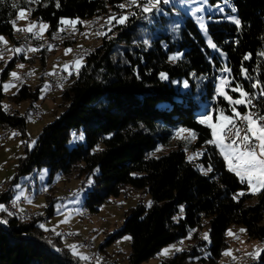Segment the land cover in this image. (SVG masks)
<instances>
[{
  "label": "trees",
  "instance_id": "trees-1",
  "mask_svg": "<svg viewBox=\"0 0 264 264\" xmlns=\"http://www.w3.org/2000/svg\"><path fill=\"white\" fill-rule=\"evenodd\" d=\"M121 2L0 0V36L13 38L12 21L19 7L29 9L31 19L47 23L49 32L64 27V18L79 25L118 8ZM228 4L225 11L239 19L240 25L225 18L226 14L210 16L206 33L215 48L192 18H184L177 28L165 15L155 12L145 18L140 9L134 10L127 23L101 33L100 43L87 52L77 73L60 90L63 112L43 127L31 149L25 147L9 183L22 180L24 186L32 169L42 167L48 170L47 182L59 174L89 177L93 184L85 191L84 205L91 212L110 197L132 189L147 193L150 206L130 207L121 228L104 243L129 234V264L156 256L192 231L197 241L162 258L161 264H217L232 225L244 226L249 238L263 242L264 186L255 195L247 193V183L228 171L220 151L208 143L211 129L200 123L210 110L232 115V106L216 92L225 69L231 81L225 89L228 95L240 98L230 90L237 84L256 93L251 85L257 83L260 111L264 107V0H228ZM50 48L36 49V58L30 60L39 59L43 66ZM19 54L2 71L1 81L15 61L27 60ZM173 55L177 57L172 60ZM245 55L250 59L245 60ZM242 67L249 78H244ZM39 89L24 83L12 101H35ZM3 97L0 84V127L18 129L24 138L26 113L6 111ZM236 109L242 115L246 112L244 105ZM178 128L192 132L195 141L186 146L177 143L153 155L159 146L170 144ZM73 133L83 134L84 139L70 147ZM186 149L201 150L197 162L188 159ZM11 198L9 191L0 193V203ZM53 201L48 200L47 217L54 212ZM0 220H7L0 223V264H103L74 257L62 245L60 235L39 226L44 222L41 217L18 220L1 210ZM201 230L207 233L206 240L200 237ZM255 264H264V248Z\"/></svg>",
  "mask_w": 264,
  "mask_h": 264
},
{
  "label": "rangeland",
  "instance_id": "rangeland-1",
  "mask_svg": "<svg viewBox=\"0 0 264 264\" xmlns=\"http://www.w3.org/2000/svg\"><path fill=\"white\" fill-rule=\"evenodd\" d=\"M19 1L20 0H16V3H19ZM122 2L126 5V8L121 9L120 7H118L120 10L115 11V13H117L109 17L110 20H113L115 22V25L118 23L117 20L114 19V17L118 18L120 15H129L130 13H132V10L134 12V9H131L127 6L129 4V0H122ZM207 4L213 9L215 5L220 4L224 7V12L219 13L212 11V13L209 14V12L205 11L202 13L194 14L192 11H189V9H194L195 7L199 6L197 3L181 5L178 0H173V3L171 4H162V6L160 7L161 11L159 13L169 18L170 22L172 21V25L176 26L177 28L182 25L184 18L190 17L196 23L202 34L207 37L206 23L211 18L210 16L214 14H226L229 19L234 21V16L225 11V9L230 6L228 3L225 5L224 0H216V2L213 4H210L207 0ZM164 6L168 8V11L163 8ZM111 9H109L108 11L112 13ZM16 10L17 11L12 22L13 26L17 28L16 30H18V28L23 30L31 27L33 31L31 30L22 32H37L40 34H44L46 32V27H44V25L47 26V23L43 21L38 22L34 19H31L29 9H25V7H19ZM21 11L25 13L23 18H19V13ZM130 16L131 15H129V17ZM63 20L69 19L64 18ZM201 22L204 24L203 28H201L200 26ZM82 24H84L86 27L89 23H87L86 21V23ZM109 27H102L100 30L96 31H87L83 35V37L72 41L75 44L67 49H63L65 47L50 48L48 50L49 53H47L48 55L52 54L53 51L59 50L58 53L61 54V57H58L59 61H57L56 58L50 60V62L47 64V68H51V65H54V63H59L60 68L56 70L65 69L69 73V75H71L73 74V72L71 70L72 65L70 67V63L72 60H75L76 65L74 66V69L76 72L74 73H77L79 67L84 61V58L80 60L79 53L81 51H84V53H86L94 46H97L100 43V34L113 28V26H111L110 28ZM18 33L19 32H15V34ZM0 38H2L1 40L4 43H10L11 39L4 36H0ZM207 39L209 41L208 37ZM17 48L21 49L22 46H15V51L11 53V55L0 59V84L2 85L4 94L1 103L2 107L8 112L18 111L19 113H26V135L23 138L18 129H11L8 132L6 138L2 141V144H0V185L5 182L7 183V185H10V188H12V190L10 189L7 191L12 194V201L18 203L21 212H27V215H21V220L30 221L36 217H41V221L44 220V222H42V224L45 226L44 228H49L54 235H57V233H59L62 245L66 247L74 257L79 258L80 255H84L88 257V260L90 259L93 263L129 264L127 261L131 244L129 234L117 237L113 242H109L106 244L104 243L113 233H115V231L121 228L123 220L125 218V213L129 210L130 207L135 206L138 203H143L146 206L149 205L150 196L147 193L141 190L139 191L136 189H132L129 191V193L122 194L119 197H110L100 204V206L98 207V211L91 212L88 207L84 205V196L86 194L85 191L87 190L88 186H91L93 184V182L91 184L88 183V181L91 179L89 177H77L71 175L70 177H68L65 174H59L54 177L53 182H47V168H37L39 174H37V172L33 173H35L36 178L38 179V188L43 191V195H40L41 193L38 194L37 186H34L32 188L27 186L26 181L29 180L30 175H28L25 179L24 186H27V189H24L22 180L18 181L15 185L9 183V181H11L14 177L16 170L15 166L17 164L18 157L25 152V147L27 146L31 149L35 145V143L33 145V141L36 142L37 136L40 134L43 127L46 124L52 122L56 117H58L64 109L62 105V99L60 97L61 91L52 93L47 89V87H45V83L38 84V81L35 85L39 86L40 88L37 100H25L19 103H15L12 101V96L15 95L22 84L15 83L13 81L14 77L11 76V73L15 72L17 74V77L22 72L32 73L33 77L29 81L25 82L31 86H33V83L35 84L36 82V80H33L34 78H38L39 76H43L44 78V75L41 74H47V72L42 73L44 71V65L42 66L39 59L30 60L37 55L38 51L33 48H27V50L24 52H18V54H24L27 60L22 61L18 59L17 61H15L14 66L9 69L7 76H5L6 78L1 81L2 71L6 68L7 64L13 58V54L16 53ZM66 50L70 51H67L66 53ZM173 57H177V55H173ZM64 60H68V66L64 64ZM80 63L81 65H79ZM20 65H22V67H20ZM225 74L227 75V71L222 72V77L218 79V84L220 83L221 78L227 79ZM69 77L70 76H68V78ZM4 85H8V87L5 88ZM181 87H183L182 83ZM229 96L231 95L229 94ZM34 109L38 110L36 116L33 114ZM206 114L211 117L212 123H217V117L219 116L220 112L214 114L213 111L210 110ZM0 128L3 129L2 127ZM80 134H77V136H79ZM71 141L72 142L69 143L70 147L75 145L77 142H81L82 140L73 141L72 137ZM194 141L195 135L189 130L185 128L174 129L170 144L165 147L164 145L159 146L152 154L157 156L159 154L167 152L177 143H184V146H186L189 144L191 145ZM217 149L220 151L219 148ZM185 153L188 159L189 157H191V161L197 162V159L201 155V150L186 149ZM204 172H206V170H204ZM17 185H19L18 188L16 187ZM262 187L263 186H259L254 183L251 188L248 187L247 193L255 195ZM14 197L16 198L14 199ZM22 197H26V204L20 203ZM49 199L54 200V212L51 216L47 217L45 208L48 205ZM2 204L6 209L7 204L5 205L4 203H0V206H3ZM4 212H12V210H7ZM192 234L193 231L190 232L188 237H186L185 239L177 240L164 246L161 251L156 254V256L151 257L140 264H161V259L167 256H172L175 252H178L176 251V249L182 250L195 243L197 240L194 239ZM204 234V230L199 231V235L201 238H204ZM226 237L227 247L222 251L221 257L218 259L217 264H255L258 262V255L264 248V241L262 242L256 239L249 238L245 232L244 226L239 225H232L227 230ZM70 245L77 246L76 255H74L72 250L69 248ZM165 249L169 250L167 254H164Z\"/></svg>",
  "mask_w": 264,
  "mask_h": 264
},
{
  "label": "snow or ice",
  "instance_id": "snow-or-ice-1",
  "mask_svg": "<svg viewBox=\"0 0 264 264\" xmlns=\"http://www.w3.org/2000/svg\"><path fill=\"white\" fill-rule=\"evenodd\" d=\"M181 5L197 3L199 6L190 8L189 11L195 13L209 12L212 11L223 13L224 7L220 4L214 6V9L207 4V0H178ZM171 4L173 0H129L128 7L135 6L140 9V12L144 14L145 18H147L148 14L160 12V4ZM228 0H224V4L226 5ZM15 7V5H14ZM121 9H125L126 5L121 3L119 5ZM233 11L235 9L233 8ZM135 13H130L129 15H134ZM25 13L21 11L19 13V18H23ZM129 15H120L118 18L114 17L119 24L127 23L129 19ZM228 18V17H225ZM77 21L75 20H61V24L74 25ZM234 23L238 26L240 25L239 19H234ZM201 28L204 27V24L201 22ZM44 27H47L44 25ZM32 28L29 27L27 29H23V31H31ZM2 39V38H0ZM144 43H147L145 41ZM209 44L215 48L216 45L212 44L211 40H209ZM22 49L17 48L16 52H21ZM67 51L70 50H66ZM171 59H176V57H172ZM244 59H250L249 55H245ZM22 67V65H20ZM225 71H228L225 69ZM244 78H249L247 71L242 67L241 69ZM11 76L16 78L17 74L15 72L11 73ZM163 78V74H161ZM231 81L221 78L220 83L216 87V92L218 95L223 96V98L229 102L231 107L232 115H226L223 111L220 112L217 117V123H212L211 117L205 114L200 123L207 124V126L211 129L212 139L208 141L209 144H212L220 149V154L223 156L225 162L227 163L228 171L234 172L236 176H238L241 182L245 180L248 183V186L251 188L253 184L259 186H264V107L261 108V111H256L258 107L261 105L256 103V100L259 99V95L255 92L249 93L242 88L241 85L237 84L234 87H231L232 92H238L239 97L237 99H233L231 96L227 94L225 91L226 88H229ZM5 88L8 85H4ZM47 87V85L45 86ZM184 87L187 88V82L184 83ZM259 85L257 83H253L251 88L253 90L258 89ZM244 105L247 108V112L245 114H241L237 111L236 106ZM239 118L241 121L245 123V128L241 129L235 123V121ZM183 131V130H181ZM244 132L242 135L241 132ZM73 141L75 140H83V134L79 136L76 133L72 134ZM72 142V141H70ZM35 141H33L34 145ZM191 159V157H189ZM212 169L209 168V172ZM89 184L92 183L91 179L88 181ZM17 188L19 185L16 186ZM15 203V201H13ZM150 206V205H149ZM0 210L6 211L3 206H0ZM14 213L8 212V215L11 216ZM0 223L6 224L7 220H0ZM42 229H44V225H39ZM47 230V229H45ZM59 235V233H57ZM208 238L207 233L204 234V239ZM69 248L72 250L73 254L76 255L75 245H70ZM59 251V249H57ZM168 249L164 250V254L168 253ZM176 251H180V249H176ZM81 260H87L88 257L84 255H80Z\"/></svg>",
  "mask_w": 264,
  "mask_h": 264
},
{
  "label": "bare ground",
  "instance_id": "bare-ground-1",
  "mask_svg": "<svg viewBox=\"0 0 264 264\" xmlns=\"http://www.w3.org/2000/svg\"><path fill=\"white\" fill-rule=\"evenodd\" d=\"M119 10H120L119 8L118 9L114 8L112 10V13L110 11H106L105 10V12H103L101 14H98V15L96 14L95 16L91 17L87 21V23H89V24L86 27H85L84 24H79V25H76V24L75 25L65 24L64 27H62L59 30H52V31L46 32L44 34H40V33H37V32H35V33L19 32L18 34H14L13 35V38L10 40V43H4L0 39V46H2L0 48V56H8V54L13 53L15 51L14 50L15 46H21L20 43H22V40H24V36H27V35H34V37H43V38H45L46 41H53L54 40V43L53 42H47V43H45L43 45V47L48 46V47H53L54 48V47H57L58 45H61V44L65 43V42H72V41H75L78 38L83 37V35L87 31H90V30H88L89 28H94V27L97 26V28H94V31H96V30H100L102 27H104V28L105 27H109L110 24H111V26H114L115 22L113 20H110L109 17L115 15L117 13V12L115 13V11H119ZM132 13H133V10H132ZM109 22H111V23H109ZM71 32H75V34H71ZM27 48L41 49L42 47H40L39 45H29V46H27ZM86 54H87V52L84 53V51H81L79 53V57H81V55H83V58H84ZM13 55H16V54H13ZM2 58H4V57H0V59H2ZM55 71H63V70L60 69V70H55ZM22 74H27V75H24V76L20 77V75H22ZM68 76H66V78L60 79V82L54 84V87H50L49 85H47V89L50 92H52V93L59 92L61 90V88H63V85L68 80ZM32 77H33L32 73H30V72H22V73L19 74L18 80H14V82L17 83V84H24L26 81H29ZM246 112H247V110H246ZM33 114L35 116L37 115V109L33 110ZM10 130L11 129H9V128H3V129L0 128V137H5L6 138L8 132ZM5 138H0V144H2V141ZM33 172H37V174H39L38 169L34 168V170H32V173L30 174L29 180L26 181L27 182V186L30 187V188H32L34 186H37V188H38V179H37V182H36V177H33L35 173H33ZM10 189L12 190V188H10ZM37 190H38V194L41 193V191H42L39 188ZM4 204L5 205L7 204L6 210H8V211L12 210V207L9 206V203H4ZM16 217L19 220H21L20 216L16 215Z\"/></svg>",
  "mask_w": 264,
  "mask_h": 264
},
{
  "label": "built area",
  "instance_id": "built-area-1",
  "mask_svg": "<svg viewBox=\"0 0 264 264\" xmlns=\"http://www.w3.org/2000/svg\"><path fill=\"white\" fill-rule=\"evenodd\" d=\"M161 5H162V3L160 4V7H161ZM130 8L131 9H139V8H137L135 6H132ZM94 28H97V26L94 27ZM94 28H89L88 30L94 31ZM71 34H75V32H71ZM47 42H53L54 43V40L53 41H46L45 38H43V37H34V35L24 36V40H22V43H20V45L22 46V48H21L22 51L21 52L26 51L27 50V46H29V45H39L40 47H43V45L45 43H47ZM1 47L2 46H0V48ZM9 55H11V54H8V56ZM83 55H81L80 60L83 58ZM0 57H7V56H0ZM24 75H27V74H22V75H20V77L24 76ZM41 75H44V83H45V85H49L50 87H54V84L60 82V79L66 78V76H68L69 73L65 69H63V71H52L49 74H41ZM69 76H72V74L69 75ZM14 80H18V77L14 78L13 81ZM256 103L258 104L257 100H256ZM246 110H247V108H246ZM256 111H260L259 107L256 109ZM37 112H38V110H37ZM235 123L241 129L245 128V123L243 121H241L239 118H237ZM241 134L243 135L244 132L242 131ZM0 138H5V137H0ZM33 177H36V175L34 174ZM36 182H37V178H36ZM24 189H27V186H24ZM7 190H10V185H7L6 182L0 185V193L2 191H7ZM41 195H43V191H41ZM25 199H26V197H22L21 200H20V203L21 204H26ZM2 203H9V206L12 207V212L14 214L20 216V217H21V215H27L26 214L27 212L24 213V212L20 211L19 205H18L17 202L13 203L12 200L7 199V200L3 201ZM62 203H63V201H62Z\"/></svg>",
  "mask_w": 264,
  "mask_h": 264
},
{
  "label": "crops",
  "instance_id": "crops-1",
  "mask_svg": "<svg viewBox=\"0 0 264 264\" xmlns=\"http://www.w3.org/2000/svg\"><path fill=\"white\" fill-rule=\"evenodd\" d=\"M76 21V20H75ZM87 21V20H86ZM86 21H82L81 23H85ZM13 22V21H12ZM76 24H78V23H76ZM13 25V24H12ZM65 25V24H64ZM13 29H14V32H22L23 30L22 29H20V28H18V30H16L17 28L16 27H14L13 26ZM35 30V29H34ZM47 30H48V24H47V27H46V29H45V31L47 32ZM32 31H33V29H32ZM45 32V33H46ZM87 40V39H86ZM75 43H73V44H70V45H67V46H63V45H61L60 47H65V48H63V49H67V48H69V47H71V46H73ZM60 47H58V48H60ZM95 47V46H94ZM61 50V49H60ZM58 51L59 50H57V51H53L52 52V54H47V58H46V60L44 61L45 62V64H44V71L42 72V73H45V72H47V74H49V73H51L52 71H54V70H56V69H58V68H60V64L59 63H57V64H55L54 63V65H51V68H47L48 67V63L50 62V60H53L54 58H56L57 59V61H59L58 60V57H61V54L60 53H58ZM16 55L15 56H19L20 54H18L17 52L15 53ZM26 57V56H25ZM52 57V58H51ZM36 58V57H35ZM69 60V59H68ZM68 60H64V64L65 65H69V62H68ZM83 64V63H82ZM71 65H73L72 67H71ZM76 65V61L75 60H72L71 61V63H70V67H71V70H72V72H76L75 71V69H74V66ZM79 65H81V63L79 64ZM62 68V67H61ZM36 71H38V70H36ZM33 80H36V82H35V84L33 83V86H31V87H35V85L37 84V81L39 82L38 84H44V78H43V76H39L38 78H34ZM31 105H33V104H31ZM245 182L247 183V181L245 180ZM247 185H248V183H247ZM249 187V186H248ZM14 191V190H13ZM13 197V196H12ZM16 197H14V199H15ZM13 199V198H12ZM11 199V200H12Z\"/></svg>",
  "mask_w": 264,
  "mask_h": 264
},
{
  "label": "water",
  "instance_id": "water-1",
  "mask_svg": "<svg viewBox=\"0 0 264 264\" xmlns=\"http://www.w3.org/2000/svg\"><path fill=\"white\" fill-rule=\"evenodd\" d=\"M256 91H257L256 93H259V92H260V89H259V87H258V89H256Z\"/></svg>",
  "mask_w": 264,
  "mask_h": 264
}]
</instances>
